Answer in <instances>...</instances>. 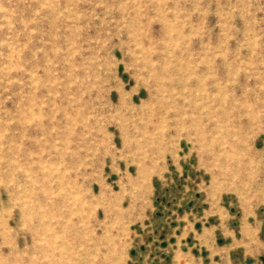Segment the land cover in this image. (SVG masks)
Here are the masks:
<instances>
[{"label":"rangeland","instance_id":"374dc122","mask_svg":"<svg viewBox=\"0 0 264 264\" xmlns=\"http://www.w3.org/2000/svg\"><path fill=\"white\" fill-rule=\"evenodd\" d=\"M0 264H264V0H0Z\"/></svg>","mask_w":264,"mask_h":264}]
</instances>
